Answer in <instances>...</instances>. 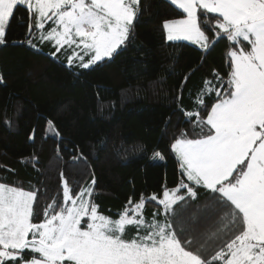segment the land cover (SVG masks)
<instances>
[{
	"label": "snow or ice",
	"instance_id": "6c2138e0",
	"mask_svg": "<svg viewBox=\"0 0 264 264\" xmlns=\"http://www.w3.org/2000/svg\"><path fill=\"white\" fill-rule=\"evenodd\" d=\"M169 3L181 18L163 23L167 41H190L205 54L216 42L209 32L230 42L227 80L214 72L218 86L206 81L197 110L187 112L193 138L181 131L167 149L178 164V186L165 189L161 199L142 193L113 218L100 212L91 188L73 195L65 182L63 204L48 205L43 221L35 223L36 191L0 182V264H264V0ZM18 7H27L30 21L35 16L37 31L54 21L39 39L54 41L57 52L82 45L83 54L73 51L68 64L78 60L87 70L127 46L140 0H0V45ZM27 36H36L31 22ZM26 43L35 47L31 38ZM152 158L167 163L163 150H154ZM201 195L203 211L226 222L230 232L214 254L208 242L220 241L223 229L201 234L206 243L197 244L185 234L197 230L201 209L187 218L177 212ZM151 202L158 209L146 219L143 210Z\"/></svg>",
	"mask_w": 264,
	"mask_h": 264
},
{
	"label": "trees",
	"instance_id": "16d2710c",
	"mask_svg": "<svg viewBox=\"0 0 264 264\" xmlns=\"http://www.w3.org/2000/svg\"><path fill=\"white\" fill-rule=\"evenodd\" d=\"M29 17L27 7L14 10L0 45V182L36 191L33 222L43 221L48 205L63 204L65 182L73 195L91 188L100 212L113 218L142 193L161 199L165 189L178 186V164L167 149L181 131L193 138L187 112L197 110L206 81L218 86L214 72L227 80L230 42L209 32L216 42L205 54L188 41H167L163 23L181 18L178 10L169 0H140L127 46L85 70L66 64L64 47L57 52L52 41L40 40L35 16ZM29 22L36 36H27ZM141 144L146 148L137 153ZM154 150L164 151L166 165L152 158ZM204 201L201 195L177 212L187 218L201 209L197 230L185 234L197 244L206 243L201 234L223 229L220 241L208 242L214 254L230 232L226 222L203 211ZM157 209V202L147 203L144 217Z\"/></svg>",
	"mask_w": 264,
	"mask_h": 264
},
{
	"label": "rangeland",
	"instance_id": "374dc122",
	"mask_svg": "<svg viewBox=\"0 0 264 264\" xmlns=\"http://www.w3.org/2000/svg\"><path fill=\"white\" fill-rule=\"evenodd\" d=\"M35 23H36V20H35ZM54 26H55L54 25V21H47L46 24H45V29L40 30V35H41V33H47V31H49L50 28L51 27H54ZM77 39H79V38H77ZM52 42L55 44L54 41H52ZM188 42H190V41H188ZM63 49L65 51V54L67 53V55H66L67 56V59L65 60V62H66L67 65H69L68 64V57L72 55L73 51H76V52H79L80 54H83L82 51H81L82 45H81L80 48H77L76 45H72L71 47L65 45ZM68 51H69V53H68ZM88 59H89V57L88 56H85V62ZM73 64H77L78 65L79 64V61L78 60H74V63Z\"/></svg>",
	"mask_w": 264,
	"mask_h": 264
},
{
	"label": "crops",
	"instance_id": "0c3cea01",
	"mask_svg": "<svg viewBox=\"0 0 264 264\" xmlns=\"http://www.w3.org/2000/svg\"><path fill=\"white\" fill-rule=\"evenodd\" d=\"M166 33V32H165Z\"/></svg>",
	"mask_w": 264,
	"mask_h": 264
}]
</instances>
